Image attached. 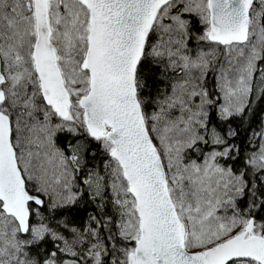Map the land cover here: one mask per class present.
<instances>
[{"label":"snow or ice","instance_id":"obj_1","mask_svg":"<svg viewBox=\"0 0 264 264\" xmlns=\"http://www.w3.org/2000/svg\"><path fill=\"white\" fill-rule=\"evenodd\" d=\"M0 264H264V0H0Z\"/></svg>","mask_w":264,"mask_h":264}]
</instances>
